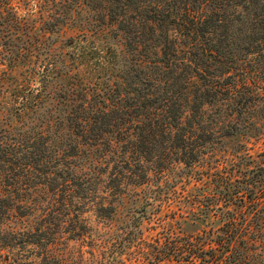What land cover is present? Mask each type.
Returning a JSON list of instances; mask_svg holds the SVG:
<instances>
[{"label": "trees", "instance_id": "obj_1", "mask_svg": "<svg viewBox=\"0 0 264 264\" xmlns=\"http://www.w3.org/2000/svg\"><path fill=\"white\" fill-rule=\"evenodd\" d=\"M68 24L78 33L59 50L50 38ZM108 27L125 54L99 41ZM34 61L40 70L24 74ZM263 92L264 0H0V176L20 173L53 196L19 234L40 248L33 264H73L59 238L87 242L84 264H123L128 251L134 264H264V158L243 171L203 165L219 133L207 111L227 128ZM57 122L73 139L53 148ZM81 144L100 153L75 170ZM93 193L99 228L81 217ZM201 206L219 224L180 230Z\"/></svg>", "mask_w": 264, "mask_h": 264}, {"label": "rangeland", "instance_id": "obj_2", "mask_svg": "<svg viewBox=\"0 0 264 264\" xmlns=\"http://www.w3.org/2000/svg\"><path fill=\"white\" fill-rule=\"evenodd\" d=\"M74 17L79 21L80 19H85L86 13L74 14ZM63 30L64 32L52 35L53 38H50V42H53L59 50L70 51L68 38L78 33V26L75 24L71 27L68 24L63 27ZM105 31L107 32L106 35L101 37L99 41L101 43L106 41L107 45L114 47L117 52L125 54L123 36L111 30V27H108ZM66 60L67 63L70 62L69 59L66 58ZM34 63V67L32 64L22 67L23 73L26 74L29 70L32 71L33 69L36 72L40 70L43 63L41 61H34ZM78 69L84 83V61L83 64L78 65ZM54 85L56 84L54 83L53 87ZM55 102L57 101L54 99L46 101L43 103L42 109L45 111V108L54 106ZM55 107H57V112H62L70 106H62L60 103H57ZM221 120L223 121L222 124ZM225 122V116H218L214 109L207 111V123H211L213 129H219V133L213 135V149L206 152L205 156H203L204 167L207 168L208 166L219 164L218 168L220 170L225 167L227 169L233 168V171H235L237 167L235 163L241 162V171H243L246 168H251L255 164L261 163V159L264 158V155L260 154L264 153V92L251 103V106L247 108V112L240 114L238 119H233L230 122L233 124L232 126L226 128L224 126ZM220 126L221 128H219ZM225 129L227 132L224 133L228 134L220 135L221 130L224 131ZM53 132L59 133L56 137L52 136L53 140L50 142V146L53 148L58 145V142L66 143L73 139L72 132L67 129V126L63 122H57L54 125ZM12 136L18 137L17 133H12ZM84 148V144H81L79 154L73 158L74 165H76L73 166L75 170L79 168L84 170L85 167H88L89 161L92 160L94 162L99 157L100 149L84 153ZM245 152H248L251 157L243 158ZM248 159L250 162L246 161ZM196 168L201 167L198 166ZM187 171L186 167L181 166L174 172H176L175 175L184 176ZM15 174V176L11 174L10 177L0 176V264H33V262L40 259V248L37 245L21 243L19 241V234L35 227L40 209L49 201L51 202L53 196L52 192L49 191V184L38 185L35 179L29 182L20 173ZM16 178L17 180L19 179V183L13 181ZM196 187L197 182H194L189 188L191 192L195 193V191H198ZM178 191L181 192L182 189H178ZM132 198L131 195H125V199L131 200ZM99 201H101L100 194L93 193L91 199L84 201L82 207L81 217L93 228H99L101 225L94 212V208ZM182 204L184 205V201ZM178 208L176 209L175 207L173 212L178 213ZM201 208V212L195 213L200 215L188 213L187 216L179 218L180 230L185 233H197L202 229H208L210 226H217L219 224L218 218L209 214L203 206ZM120 212L119 216L121 217L123 213L122 211ZM69 222L71 223V221ZM150 227V222L145 221V234L152 233ZM64 237H68V234H65ZM55 251L71 256L73 264L90 262V247L84 240L59 238V241L55 244ZM133 256L128 251L119 260L123 264H134ZM13 259L16 262H13Z\"/></svg>", "mask_w": 264, "mask_h": 264}]
</instances>
